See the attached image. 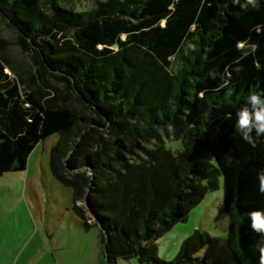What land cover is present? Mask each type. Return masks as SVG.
I'll return each instance as SVG.
<instances>
[{"label":"trees","instance_id":"16d2710c","mask_svg":"<svg viewBox=\"0 0 264 264\" xmlns=\"http://www.w3.org/2000/svg\"><path fill=\"white\" fill-rule=\"evenodd\" d=\"M73 1L0 0L50 88L0 53V173L24 171L34 147L57 134L50 169L71 187L84 226L99 228L104 264H208L194 255L205 232L171 260L156 241L221 178L228 252L235 264H260L248 214L264 212V136L245 142L236 113L250 91L264 92V0L246 9L247 0H92L86 10ZM245 40L258 47L241 58Z\"/></svg>","mask_w":264,"mask_h":264},{"label":"rangeland","instance_id":"374dc122","mask_svg":"<svg viewBox=\"0 0 264 264\" xmlns=\"http://www.w3.org/2000/svg\"><path fill=\"white\" fill-rule=\"evenodd\" d=\"M70 5L75 10H86L95 4L92 0H74ZM0 39L4 41L0 46L2 56L28 82L50 91L36 64L16 43L13 30L1 17ZM67 97L63 92L61 98L69 104ZM57 140L54 134L39 142L30 152L24 171L0 174V264H104L99 228L84 226L73 211L71 187L50 169V150ZM167 143L171 148L177 146L175 141ZM222 200L220 178L218 188L207 192L184 222L176 223L156 241L158 256L173 259L183 240L197 230L207 233L210 241L194 254L196 257L208 264H235L226 245L228 217ZM77 205L85 209L83 202ZM84 215L92 222L89 213ZM116 264L139 263L132 258L118 259Z\"/></svg>","mask_w":264,"mask_h":264},{"label":"clouds","instance_id":"9594fccd","mask_svg":"<svg viewBox=\"0 0 264 264\" xmlns=\"http://www.w3.org/2000/svg\"><path fill=\"white\" fill-rule=\"evenodd\" d=\"M233 2L238 3L239 0H233ZM248 4L256 7V0H247V3L242 5V7L246 9ZM249 40L238 42L237 44L238 50L242 53L241 58L254 54L258 47L255 43H249ZM241 70L240 67L235 68L236 72ZM225 71L227 72V68ZM210 76L215 79V73H210ZM229 83L230 76L228 79H223L216 90L227 88ZM230 91L231 89H229ZM236 117V127L241 138L248 144L255 146L258 139L264 136V92L250 91L246 101L237 111ZM248 215L251 219L252 230L257 232L260 237L257 241V247L260 251V264H264V212L253 210Z\"/></svg>","mask_w":264,"mask_h":264},{"label":"water","instance_id":"95a60500","mask_svg":"<svg viewBox=\"0 0 264 264\" xmlns=\"http://www.w3.org/2000/svg\"><path fill=\"white\" fill-rule=\"evenodd\" d=\"M1 174V173H0Z\"/></svg>","mask_w":264,"mask_h":264}]
</instances>
